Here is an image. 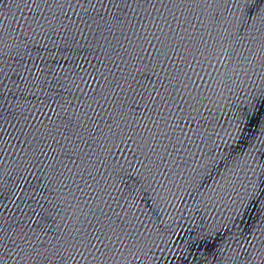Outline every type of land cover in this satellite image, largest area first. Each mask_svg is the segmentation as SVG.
<instances>
[{"label": "water", "instance_id": "95a60500", "mask_svg": "<svg viewBox=\"0 0 264 264\" xmlns=\"http://www.w3.org/2000/svg\"><path fill=\"white\" fill-rule=\"evenodd\" d=\"M0 264H264V0H0Z\"/></svg>", "mask_w": 264, "mask_h": 264}, {"label": "snow or ice", "instance_id": "6c2138e0", "mask_svg": "<svg viewBox=\"0 0 264 264\" xmlns=\"http://www.w3.org/2000/svg\"><path fill=\"white\" fill-rule=\"evenodd\" d=\"M249 115L247 113L242 114L240 117L237 118V124H236V128L238 130H240V124L243 122V120L245 119H249Z\"/></svg>", "mask_w": 264, "mask_h": 264}]
</instances>
